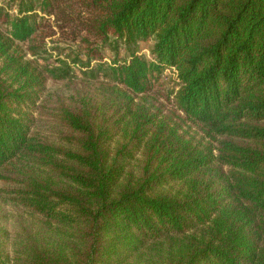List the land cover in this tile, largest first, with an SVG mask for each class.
Masks as SVG:
<instances>
[{
    "label": "trees",
    "instance_id": "trees-1",
    "mask_svg": "<svg viewBox=\"0 0 264 264\" xmlns=\"http://www.w3.org/2000/svg\"><path fill=\"white\" fill-rule=\"evenodd\" d=\"M15 7L0 6V264H264V0ZM48 18L73 27L69 63H41Z\"/></svg>",
    "mask_w": 264,
    "mask_h": 264
},
{
    "label": "rangeland",
    "instance_id": "rangeland-1",
    "mask_svg": "<svg viewBox=\"0 0 264 264\" xmlns=\"http://www.w3.org/2000/svg\"><path fill=\"white\" fill-rule=\"evenodd\" d=\"M19 0H0V6L10 9L12 12L15 10V4H17ZM49 19L50 25L53 27V35H50L45 39L46 43V51L47 53L42 57L41 63H55L56 58L64 59L68 63L70 62V58H73L76 52H79L78 38L75 39L73 35V27L70 25L65 26L61 30L57 27V25L53 22L51 18ZM152 45V41L147 43L139 44V53L143 54L147 59H151V54L149 53V48ZM126 56L124 49L121 47L119 50L118 57L120 59ZM69 59H68V58ZM116 57V54L111 50L108 49L106 51V61L112 60ZM75 73H78V69L76 66L72 67ZM176 77L175 74L170 71H164L161 75V81L163 86L160 89V92L165 96V94L173 87L176 86ZM47 92H62L63 91V84L60 82H55L52 80H48Z\"/></svg>",
    "mask_w": 264,
    "mask_h": 264
}]
</instances>
